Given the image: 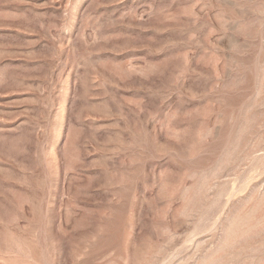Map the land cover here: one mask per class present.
Returning <instances> with one entry per match:
<instances>
[{"label":"rangeland","instance_id":"374dc122","mask_svg":"<svg viewBox=\"0 0 264 264\" xmlns=\"http://www.w3.org/2000/svg\"><path fill=\"white\" fill-rule=\"evenodd\" d=\"M0 264H264V0H0Z\"/></svg>","mask_w":264,"mask_h":264}]
</instances>
